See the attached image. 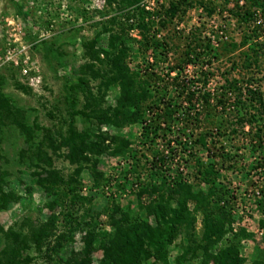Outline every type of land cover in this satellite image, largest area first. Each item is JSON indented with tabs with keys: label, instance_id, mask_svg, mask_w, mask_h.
<instances>
[{
	"label": "rangeland",
	"instance_id": "rangeland-1",
	"mask_svg": "<svg viewBox=\"0 0 264 264\" xmlns=\"http://www.w3.org/2000/svg\"><path fill=\"white\" fill-rule=\"evenodd\" d=\"M164 1L166 0H141L140 3L144 8L146 5L150 6L151 10L145 9L152 11ZM206 3L214 7L212 14L206 15V10L196 4L181 15L180 21L174 18L164 26L157 22L151 25L148 29L149 38L151 36L158 39L162 45L157 49L150 43L152 38L149 39L147 46L143 44L141 30L136 26V20H133L132 24L131 19L132 26L127 28L124 35L125 45L128 47L125 63L129 70L140 77H145V71L165 74L170 67H180L183 74L193 79H202L200 74L203 71L208 77L207 88L214 90L218 95L225 79H237L239 84L243 86L248 84L249 87L258 88L264 93V34L258 38L245 23L230 20L229 13L234 14L238 10L236 0H206ZM117 7L118 2L113 1L110 4L107 0H0L2 92L9 98L11 104L21 111L23 121L31 126L36 124L51 128L62 135H66L70 128L87 132L89 142L96 140L100 129L107 131L109 135L126 139L129 143L124 155L111 156L102 153L94 156L97 161L96 170L101 173L98 182L87 169L79 176L80 193L90 198V202L85 203L84 208L88 207L92 213L101 211L98 222L108 221L107 212L104 211H111L115 202L123 205L129 202L131 211L137 212L135 193L140 187L139 182H157L163 174H170L176 169L186 173L189 181L198 187L208 188L207 183L200 181L202 178L197 175L195 162L200 160L205 163L214 159L197 145L192 148L177 145L179 149L176 150V156L173 152H166L171 159L164 170L155 166L153 171L157 172L158 176L151 178L149 177L151 171L148 168L150 165L144 158H140L141 153L143 152L148 160H152L155 151L159 152L162 148L170 149L167 148L166 139L174 138L178 134L177 127L181 124L173 122L175 126L172 132L162 131L161 136L153 138V143L142 145L139 143L140 124H126L121 127L102 124L98 128L93 117L87 118L83 115L82 112L88 109L83 107L84 99L79 90L75 89L72 92L73 96H70L68 86L77 82L80 66L88 61L82 43L97 37L96 47L107 48L108 33L102 31L103 22L112 16H117L118 22L125 20L124 12ZM130 8L127 7L126 10ZM118 22L113 26V31H118ZM221 30L224 31L226 38L220 33ZM24 51L39 70L38 81L32 86L26 83L25 78L20 75V68L14 67L12 60L9 59L11 57L20 62L25 57ZM186 53L194 56L193 62H184L187 58ZM245 53L250 55L248 61L245 60ZM252 53L256 55V61ZM171 74L174 75L175 72ZM97 83L98 79L90 81L94 92ZM25 84L31 91L21 90L20 85ZM201 85L202 81H198L192 86ZM118 93L117 85L110 86L100 105L114 106ZM171 95V92L162 91L160 86H157L156 104L163 106V102L168 101ZM251 112L254 110L251 109ZM231 117L232 113L227 108L225 113L206 118L199 128H195L193 132L189 131V136L195 138L200 131L214 128L212 121L220 122V131H213V134L207 137L210 144L209 155L218 154L220 150L217 149L222 145L225 153L228 152L232 156L230 161H235L234 167L229 169L226 168L227 161L223 167L220 162L215 166L219 169L217 181L228 190L224 198L231 207L232 219L230 230L220 245L231 239L241 228L245 229L250 236L240 240L239 253L245 257V264H249L254 258L264 261V225H261V221L264 220V203H258L257 199H260L261 195L258 197L255 192L256 189H264V117L252 122V125H245L244 133L238 131L236 134L229 132L235 127L229 125ZM156 122L158 123V120ZM256 132L261 134L260 137ZM162 134L165 135L164 138ZM41 135V129L35 130L34 141H38ZM171 145L175 149V143L172 142ZM28 147V140L15 124L5 119L0 122V173H5L7 181L3 190L18 197L16 201H10L6 209L0 211V225L4 229L17 228L24 217L43 221L51 213L44 204L53 197L48 196L36 185L32 174L36 169L30 165ZM46 149L50 152L48 148ZM23 150H26V153ZM61 151L65 153L66 148L62 147ZM20 154H23V157H20ZM53 159V165L65 178L73 172L75 164H70L62 156H53ZM138 159L141 160L138 162L140 166L134 171L131 170V165H135V160ZM218 159L219 157L215 158V161H219ZM148 199V196H143L142 201L147 202ZM172 205L176 206V203L173 202ZM59 210L60 206L57 205L52 211ZM137 213L139 217L146 218L150 225L157 224L155 216H147L143 210ZM194 226L198 240L203 231L200 213L196 215ZM81 235L76 231L72 241L54 249L56 254H53V257H65L71 251L79 250L83 246ZM187 238L184 232H180L166 246L169 264H197L201 259L200 252H197L195 257L189 252L185 259H181L182 246L187 243ZM189 243L193 245V241ZM25 254L34 257L30 264L45 262L33 248L25 251ZM91 256L92 264H98L101 252L94 251ZM157 264L162 263L158 261ZM210 264L221 263H215L212 259Z\"/></svg>",
	"mask_w": 264,
	"mask_h": 264
},
{
	"label": "trees",
	"instance_id": "trees-1",
	"mask_svg": "<svg viewBox=\"0 0 264 264\" xmlns=\"http://www.w3.org/2000/svg\"><path fill=\"white\" fill-rule=\"evenodd\" d=\"M113 1L118 2L117 8L124 12L125 20L118 22L117 16H112L103 22L102 31L108 33L106 49L96 47L97 37L82 43L88 61L80 66L77 82L68 86L70 96H73L75 89L79 90L84 99L83 107L88 109L81 112L87 118L93 117L98 128L102 124L116 127L140 124L139 143L142 145L153 143V138L161 136L162 131L172 132L175 126L173 122H179L181 125L177 127L178 134L174 138L166 139L167 148L170 149L155 151L152 160H148L143 152L140 158H144L150 165L149 177L152 178L158 176V173L153 171L155 166L164 170L171 159L166 150L176 156V150L179 149L177 145L189 148L197 145L214 158L211 162H195L197 175L202 178L200 181L209 186L206 189L198 187L189 181L186 173L176 169L170 174H163L157 182H139L140 187L135 193L138 211L143 210L147 216H155V226L150 225L146 218L139 217L138 211L132 212L129 202L126 205L115 202L111 211H104L107 212L108 221L98 222L101 211L92 213L88 207L84 208L90 198L80 193L79 176L87 169L98 182L101 173L96 170L97 161L94 156L102 153L111 156L124 155L128 141L100 129L96 140L89 142L87 132L70 128L66 135H62L51 128L28 125L23 121L21 111L13 106L2 92L3 78L0 76V122L5 119L15 124L28 140V158L30 165L36 169L32 172L35 183L48 196L53 197L44 204L51 211L45 220L24 217L17 228L4 229L0 225V264H30L34 257L25 254V251L31 248L41 255L44 264H92L91 255L94 251L101 252L98 264H157L158 261L169 264L166 246L180 232H184L188 237L187 243L182 246L181 259H185L189 252L193 257L200 252L202 257L197 264H210L212 259L221 264H245V257L239 253L240 240L250 236L245 229L241 228L231 239L220 245L230 230L232 219L231 207L224 198L228 190L217 181L219 169L215 166L220 162L223 167L227 161L226 168L229 169L234 167L235 163L230 161L232 156L228 152L225 153L222 145L217 149L220 150L218 154L209 155L210 144L207 137L212 135L213 131H220V122L212 121L214 128L200 131L195 138L189 136V131L193 132L206 118L225 113L228 108L232 113L229 125L235 126L229 132L244 133L245 125H252V122L264 117L263 91L249 87L248 84L243 86L237 79H225L218 95L214 90L207 88L208 77L203 71L200 74L202 79H193L183 74L180 67H170L165 74L145 71V77H140L130 71L125 63L128 47L125 45L124 35L127 28L134 24L133 20H136V26L141 30L143 44L147 46L152 38L150 43L157 49L162 45L158 39L151 36L149 38L148 29L151 25L157 22L164 26L174 18L180 21L181 15L196 4L203 7L208 14L214 11V7L207 5L206 0H166L152 11H148L141 5V0H107L110 4ZM127 7H131L130 10H126ZM234 14L245 21L250 15L248 9L242 14L240 11H235ZM117 22L119 29L113 31ZM186 55L184 62H193L194 56L190 53ZM254 55L252 53L256 61ZM244 56L246 61L250 59L249 53ZM172 72L175 74L172 75ZM97 79L94 92L90 81ZM198 81H202L201 87H193ZM114 85L119 87L115 105L102 107L100 104L104 100V94ZM157 86H160L162 91L172 93L171 98L163 102V106L156 104ZM20 88L25 92L31 91L26 84L20 85ZM244 96L246 97L242 99ZM227 103L230 107H227ZM251 109L254 112H251ZM37 129L42 130V135L38 141H34ZM256 134L258 137L261 135L259 132ZM162 136L164 138L165 135ZM172 142L175 143V149L171 145ZM62 147L66 148L65 153L61 151ZM23 151L26 153V150ZM23 154H20V157H23ZM53 156H62L70 164H75L73 172L65 178L53 165ZM217 157L219 161H215ZM135 161V165L130 167L133 171L140 166L138 162L141 160ZM5 182V173H0V211L6 209L10 201L18 199L13 193L3 190ZM260 193L261 197L257 201L264 203V189H261ZM143 196L149 197L147 202L142 201ZM173 202L176 206L172 205ZM57 205L60 210L53 212ZM198 213L202 215L203 231L197 240L194 225ZM261 225H264V220ZM76 231L82 234L83 246L79 250L71 251L68 256L53 257V254H56L54 249L72 241ZM189 241H193V245H190ZM249 264H264V261L254 258Z\"/></svg>",
	"mask_w": 264,
	"mask_h": 264
},
{
	"label": "built area",
	"instance_id": "built-area-1",
	"mask_svg": "<svg viewBox=\"0 0 264 264\" xmlns=\"http://www.w3.org/2000/svg\"><path fill=\"white\" fill-rule=\"evenodd\" d=\"M236 3L238 6L237 11H240L241 14L245 9L249 10V14H250L249 18L247 21H245L240 19V17L236 16L235 14L229 13L230 20H234L235 22L238 21L241 23L242 22L245 23L247 26L251 28L253 34H255L258 38L261 37V35L264 34V0H236ZM145 8L149 10L151 7L146 5ZM205 13L206 15H208L207 11H205ZM220 33H222L225 38L227 37L224 31L221 30ZM24 55H25V51H24ZM9 59L12 60V65L14 67L20 68L19 69L20 75L25 78L26 83L29 86H32L34 82L38 81L39 70L36 68V66H34L35 62L30 59V56H28V54H26L25 57H23L20 62L17 59H11V57H9ZM165 152L168 151L166 150ZM255 192H256V196L260 197L261 195L260 190L256 189Z\"/></svg>",
	"mask_w": 264,
	"mask_h": 264
}]
</instances>
